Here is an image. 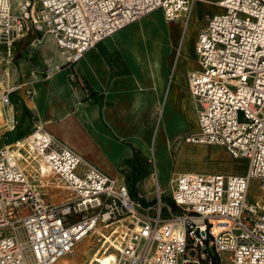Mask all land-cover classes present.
<instances>
[{"label":"built area","instance_id":"obj_1","mask_svg":"<svg viewBox=\"0 0 264 264\" xmlns=\"http://www.w3.org/2000/svg\"><path fill=\"white\" fill-rule=\"evenodd\" d=\"M196 1L21 0L14 7L0 0V42L11 48L30 31L44 32L77 62L153 10L169 22L188 20ZM218 6L198 34V68L188 74L199 129L187 141L224 147L245 160V173H177L168 182L170 202L154 176L156 199L144 203L124 179L37 126L0 147V264H56L104 228L112 229L101 235L105 251H117L115 264H212L211 254L264 264V205L249 198L253 179L264 192V0ZM15 89L1 93L4 105ZM51 187L71 194L54 203Z\"/></svg>","mask_w":264,"mask_h":264},{"label":"crops","instance_id":"obj_2","mask_svg":"<svg viewBox=\"0 0 264 264\" xmlns=\"http://www.w3.org/2000/svg\"><path fill=\"white\" fill-rule=\"evenodd\" d=\"M183 28L181 20L169 22L163 10L156 9L100 42L77 62L69 61L54 38L46 43L33 38L27 47L29 60L20 64L12 104L1 102L0 136L16 128L14 121L19 123L26 109L35 118L33 128L44 127L87 162L124 179L132 196L144 203L149 201L145 190L150 184L154 187V176L166 185L180 172L221 173L220 166L203 165L209 152L221 157V150L187 141L199 129L197 102L188 81L189 72L198 68V56L194 50L196 57H191L192 40L185 44ZM32 57L36 64L31 66ZM191 123L197 125L195 133L183 135ZM175 135L185 136L179 145L186 143L191 152L200 153L202 161L193 159L172 170L174 153L169 144ZM134 151L136 157L154 158L152 173L127 169L125 162ZM256 201L264 205V200ZM99 251L82 264H97L93 259Z\"/></svg>","mask_w":264,"mask_h":264},{"label":"rangeland","instance_id":"obj_3","mask_svg":"<svg viewBox=\"0 0 264 264\" xmlns=\"http://www.w3.org/2000/svg\"><path fill=\"white\" fill-rule=\"evenodd\" d=\"M20 0H13L14 7L18 6ZM219 6L216 4L215 0H197L193 4V8L191 11V15L188 20L185 22L181 21L184 24V28L182 31V39L185 41V44H188L192 40L193 45V53L192 50L190 52V55L192 58L196 57L195 53V40L196 37L199 34V31L204 25L206 24L207 16L215 13L218 11ZM186 20L185 17H182ZM180 20V19H177ZM186 26V28H185ZM39 37L41 42H45L49 38H53L51 35L46 34L44 32L40 31H34L29 32L25 37L17 40L13 43V46L9 48V45L7 42H0V94L8 89V88H15L19 84L18 82V73L20 70V64L22 61L29 60L28 57V50L27 47L33 40V38ZM47 42V41H46ZM45 42V43H46ZM39 44V43H38ZM31 66L36 64L35 58H31L30 63ZM1 106V101H0ZM35 118L33 117V114L26 113L22 117V120L16 124V128L12 131H6L1 134L0 136V147L3 145L10 144L14 141H16L17 138L20 137V135H27L30 133L34 128L31 126V123L33 124V121ZM197 125L194 123H191V125L188 127L187 131L184 132L183 135H187L190 133H195ZM5 128H2L4 130ZM180 136V135H179ZM174 136L172 139H170V150L174 153L173 158V164H172V170L180 169V167L184 166V163H189L191 160H196L197 162L202 159L200 156V153L197 152H191L188 147H186V143H183L182 145H179V142L185 138V136ZM191 136V135H190ZM211 145V144H208ZM181 146V147H180ZM216 146L219 150H221V157L217 154H213L212 152H209L204 158V167H221V173L225 174H241L245 173L246 171V163L245 160L239 159V158H233L229 152L222 146ZM180 147V150H179ZM159 151V150H158ZM161 156H159L160 158ZM202 161V160H201ZM195 162V161H194ZM139 165L141 167L145 168V171H141V167L139 169L140 173H152L154 171V164H153V157L144 159V162L141 160H138ZM33 164H38L37 161H34ZM143 165V166H142ZM38 166V165H37ZM131 168V167H127ZM138 170V168H137ZM131 184V183H130ZM260 185V181L257 179H253L251 186H250V192H249V198L251 201L256 200H264V192L259 190L258 187ZM50 193L53 195H49L50 201L54 203H61L66 199V195H70V190H65L61 187H51ZM165 195L164 200L167 202H170V186L168 184L164 185ZM148 198V200L151 202V200H155V189L150 184L149 187L145 190V198ZM142 200V199H141ZM143 201V200H142ZM146 201V199H145ZM110 235L112 229L111 228H104V229H97V231L91 235H89L87 238L82 240L74 249L73 252L59 260L56 264H82L86 263L89 257L97 251V249H102L104 245H108L109 243H106V239L102 237L101 233ZM116 235V234H114ZM114 238V237H113ZM112 240V238H111ZM89 250V251H88ZM103 251V250H102ZM87 252V253H86ZM108 253H117L116 249L111 246ZM218 256L219 264H231L228 257L223 254V256ZM98 264V263H97Z\"/></svg>","mask_w":264,"mask_h":264},{"label":"bare ground","instance_id":"obj_4","mask_svg":"<svg viewBox=\"0 0 264 264\" xmlns=\"http://www.w3.org/2000/svg\"><path fill=\"white\" fill-rule=\"evenodd\" d=\"M21 1V0H20ZM217 5H221V0H219L217 3ZM181 21H187L183 18H180ZM185 24V23H184ZM50 36V35H49ZM9 42V40H7ZM2 42V41H1ZM9 45V43H7ZM0 115H1V111H0ZM3 115V114H2ZM2 118V116H0V119ZM43 170L45 171L46 170V166H43L42 167ZM107 240H110L109 237H107ZM103 248L101 249L100 248V251L99 253L101 254H97L94 256V259H93V262H97L98 264H115L114 263V260H115V253H108L109 249H107L105 251V248L107 247L106 245L102 246ZM103 250V251H102ZM94 264V263H92Z\"/></svg>","mask_w":264,"mask_h":264},{"label":"trees","instance_id":"obj_5","mask_svg":"<svg viewBox=\"0 0 264 264\" xmlns=\"http://www.w3.org/2000/svg\"><path fill=\"white\" fill-rule=\"evenodd\" d=\"M26 111H27L26 109H24V110L21 111V112H23V116L26 113ZM21 137H23V135H20V138ZM132 148L135 150L134 147H132ZM136 155L137 154L134 151L132 157L129 158V159H127L126 162H125V164L128 165L129 167H131L133 170L136 169V168L140 169L141 165L138 164V160H141L142 162H144V159L143 158L136 157ZM137 164H138V166H137ZM143 167H141V171L142 172L145 171V168H143ZM211 257H212V264H219L218 256L216 254H211Z\"/></svg>","mask_w":264,"mask_h":264}]
</instances>
